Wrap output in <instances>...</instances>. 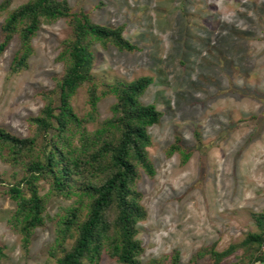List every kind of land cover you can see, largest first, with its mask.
Segmentation results:
<instances>
[{
    "label": "rangeland",
    "instance_id": "rangeland-1",
    "mask_svg": "<svg viewBox=\"0 0 264 264\" xmlns=\"http://www.w3.org/2000/svg\"><path fill=\"white\" fill-rule=\"evenodd\" d=\"M27 0H12L6 14ZM1 2V0H0ZM92 22L123 26V36L138 50L92 46V72L101 80L129 82L150 76L140 101L162 113L148 127L147 148L155 173H141L137 189L146 217L137 224L150 264L172 251L178 264H212L208 250L222 251L256 231L252 214L264 209V0H66ZM71 28L64 18L43 23L31 40L27 67L10 70L19 46L16 36L0 53V127L19 137L32 133L28 118L38 114L43 90L54 88L63 74L56 60ZM113 96L98 101L97 121L110 115ZM72 106L79 117L87 111L85 88ZM95 123L86 127L92 130ZM178 138L181 153L167 148ZM12 168L0 160V179L11 181ZM40 195L48 183L40 181ZM0 187V264L52 262L48 248L55 236L54 215L70 203L47 197L43 226L28 247L8 219L15 204ZM247 248H237L218 264H240ZM99 264H119L103 254ZM264 264V263H255Z\"/></svg>",
    "mask_w": 264,
    "mask_h": 264
},
{
    "label": "trees",
    "instance_id": "trees-1",
    "mask_svg": "<svg viewBox=\"0 0 264 264\" xmlns=\"http://www.w3.org/2000/svg\"><path fill=\"white\" fill-rule=\"evenodd\" d=\"M12 0H1L0 11ZM67 20L71 32L61 41L56 60L63 74L51 90L39 94L44 101L38 114L28 118L33 130L19 137L0 127V160L20 171L10 182L0 179L2 193L15 207L8 219L19 234L23 249L33 231L45 222L47 197L70 200L54 215L55 236L48 248L52 262L45 264H99L103 254L119 264H140L143 247L137 239V224L146 217L137 189L141 173L152 177L154 166L147 148L151 145L148 127L159 122L162 113L140 97L152 81L141 76L129 82H107L93 72L92 46L111 45L119 51L138 50L123 36V26L92 22L87 12L73 10L66 0H27L10 10L1 25L0 53L16 36L19 46L10 61V70L27 67L32 54L31 40L43 23ZM85 88L87 111L79 117L72 106L77 90ZM113 96L110 115L97 121L98 101ZM95 123L92 130L86 125ZM188 153L179 139L167 148L170 156ZM40 181L48 183L47 195H40ZM256 231L222 251L209 249L212 264H218L237 248H247L240 264L264 263V209L252 214ZM4 257L0 246V258ZM172 251L150 264H178Z\"/></svg>",
    "mask_w": 264,
    "mask_h": 264
}]
</instances>
